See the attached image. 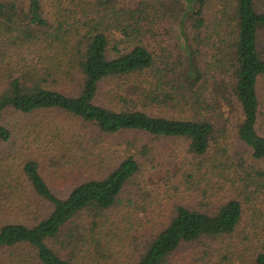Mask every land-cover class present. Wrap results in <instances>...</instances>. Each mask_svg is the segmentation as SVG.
Returning <instances> with one entry per match:
<instances>
[{"label":"trees","instance_id":"trees-1","mask_svg":"<svg viewBox=\"0 0 264 264\" xmlns=\"http://www.w3.org/2000/svg\"><path fill=\"white\" fill-rule=\"evenodd\" d=\"M124 1L0 0V122L9 110L26 115L58 112L106 136L138 132L184 138L199 158L217 147L208 162L214 171L234 166L235 199L212 212L177 207L133 264H170V258L188 244L199 243L208 251L206 239L233 234L244 218H249L252 232L241 239L250 248L264 237V135L259 130L258 88L264 78V2ZM165 25L180 33L183 49L176 62L165 53L155 54L145 43L157 39ZM132 79L135 87L127 91L132 98L114 92L116 98L132 102L131 107L116 110L100 103L106 82ZM148 106L168 114L152 116L144 111ZM224 106L231 111L228 118L220 114ZM171 111L185 117L169 116ZM235 111L234 133L250 152L249 165L244 158L234 162L218 146L220 136L230 135ZM60 127L48 128L61 137ZM10 139L11 130L0 124V140ZM90 163L80 164L89 171ZM60 168L56 164L53 170L63 171ZM139 171V162L129 156L104 177L88 178L62 198L44 179L38 161L26 162L16 180L8 176L1 182L0 191L5 185L18 193L28 184L53 211L33 226L4 222L0 250L30 248L40 264H92L95 255L96 260L105 259L108 236L117 228L105 215L119 206L123 190ZM78 174L76 169L53 178L55 183L63 179L73 184ZM5 209L0 205V220L7 217ZM64 253L71 258H64ZM254 255L253 264H264V251Z\"/></svg>","mask_w":264,"mask_h":264},{"label":"rangeland","instance_id":"rangeland-1","mask_svg":"<svg viewBox=\"0 0 264 264\" xmlns=\"http://www.w3.org/2000/svg\"><path fill=\"white\" fill-rule=\"evenodd\" d=\"M130 2L135 4V0H126L124 4ZM170 30L165 25L157 39L148 38L145 39V43L155 54L162 56L165 53L164 56L176 62L183 48H180L178 43L180 36L178 29L172 26ZM116 38L117 41L121 39L119 35ZM122 48L123 46H120V49ZM110 55L115 56V51L110 49ZM135 82V79L106 82L101 90L100 103L116 110L131 107L132 102L116 98L114 92L132 98L127 91L131 92L130 89L135 87ZM258 88L262 114L259 130L264 135V78L259 80ZM144 111L152 116L168 114L166 110H161L157 106L145 107ZM230 112L226 106L220 110L224 118H228ZM181 114L171 111L169 116L185 117V114ZM235 116L236 111L231 114L230 135L220 136L218 146L227 152L234 162L244 158L249 165L252 163L250 152L234 133ZM3 117L0 124L11 130L12 139L8 142L0 140V185L5 179L8 180V176L11 180H16L24 164L36 160L40 165L41 174L53 191L58 196L66 198L69 189L88 178L104 177L129 156H134L139 162L140 171L126 185L120 196L119 206L105 215L104 219L108 224L117 227L113 229L114 235L108 236L106 243L109 248L104 254L106 258L96 260L95 255L94 261L89 263L133 264L135 258L144 252L152 234L166 227L177 207L212 212L236 197L231 187L234 166L214 171L213 165L208 162L217 151L215 146L207 157L199 158L191 153L190 142L184 138H157L138 132L106 136L94 127L58 112L26 115L9 110ZM57 124L61 126L60 131L63 132L61 137L58 134L53 135L48 128H55ZM68 136L72 138H67ZM64 140L65 143L61 145ZM81 162H91L90 166L93 169L87 171ZM55 163L60 164L63 171L53 170L56 167ZM76 169L79 173L77 182L75 180L73 184L65 183L61 179L60 183H55V178H61ZM5 174H8L7 178ZM22 189L14 193L3 185L0 191L2 198L0 205L6 208L7 217L0 220V226L8 221L33 226L52 213L53 206L36 196L28 184L22 185ZM76 222L83 224L81 219ZM251 232L249 218H244L233 234L206 239L204 244L209 248L208 251L199 243L188 244L180 248L170 258L169 263L253 264L255 252L264 251V237L257 241L253 240V245L249 248L246 246L248 243H243L245 241H242L241 236ZM204 252H209L206 257ZM89 254L88 252L85 255L86 260ZM64 258L71 257L64 253ZM0 264L40 262L32 249L18 247L0 250Z\"/></svg>","mask_w":264,"mask_h":264}]
</instances>
